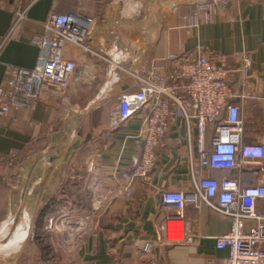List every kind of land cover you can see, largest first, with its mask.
<instances>
[{
    "label": "crops",
    "instance_id": "crops-1",
    "mask_svg": "<svg viewBox=\"0 0 264 264\" xmlns=\"http://www.w3.org/2000/svg\"><path fill=\"white\" fill-rule=\"evenodd\" d=\"M164 1H173L171 6L176 9L144 15L139 9L132 13L127 0H86L82 4L61 0L57 5L54 0H0V86L6 81L7 67H35L39 50L32 40L42 34L50 13L75 11L96 18L92 41L100 45L98 48L102 39L110 43L107 25L116 23L123 32H117L120 47H126L124 36L136 39L140 58L149 68L153 61L166 64L164 60L171 53H249L253 62L251 97L238 102L245 123L243 141L264 145V0H228L226 10L213 24L198 28H191L188 0ZM20 10H26V17L15 27ZM73 57L83 66V55L75 52ZM236 64L232 62L234 67ZM117 77L120 83L115 82ZM239 78L235 77V89H239ZM126 80L122 70L97 60L79 73L69 102L62 98L44 100L34 110L12 111L6 118L0 117V154L19 153L15 166L0 173V223L22 210L35 216L37 227L51 200L59 204L56 214L67 220L58 229L69 233L77 227L79 216L87 218L81 233L68 234L66 239L54 234L50 243L56 255L51 258H43L34 241L3 264H226L229 252L218 250L215 239L230 230L229 220L205 205L196 208L192 203L185 206L184 219L193 242L157 246L147 255L137 251L140 241L162 239L161 223L168 213L175 212L173 206L161 202L162 191L189 192L192 181L185 142L171 131L166 147L157 150L156 166L148 180L143 186L135 184L131 197L122 195L121 185L131 180L142 152L139 132L143 116L131 120L118 133L109 129L110 111L118 94L127 89ZM221 175L215 172V176ZM240 180L245 187L254 183L249 170ZM97 196L106 198L100 210L91 204ZM31 199L35 207L27 205ZM257 207L263 209L264 201ZM6 222L0 230L12 227Z\"/></svg>",
    "mask_w": 264,
    "mask_h": 264
},
{
    "label": "built area",
    "instance_id": "built-area-1",
    "mask_svg": "<svg viewBox=\"0 0 264 264\" xmlns=\"http://www.w3.org/2000/svg\"><path fill=\"white\" fill-rule=\"evenodd\" d=\"M60 1L54 0L55 5ZM72 1L82 4L86 0ZM127 3L132 13H138L139 1ZM227 6L228 0H188L191 28L213 24ZM25 17L26 10L17 12L15 27ZM96 24V18L79 12L62 14L53 10L42 34L32 40L39 50L35 67L6 69V81L0 86V117L6 118L12 111L34 110L44 100L62 98L69 102L79 73L97 60L108 62L115 70H122L127 79V89L118 94L110 111V131L118 133L131 120L143 116L139 132L142 152L131 180L121 185L122 195L131 197L134 185L143 186L148 180L156 166L157 150L166 147L171 131L183 138L191 166L189 192L161 193V202L175 208L161 223L162 239L140 241L137 251L147 255L157 246H186L193 242L184 219L185 206L192 203L196 208L205 205L229 220L230 230L215 239L218 250L229 252L226 264H264V208L257 207L259 201H264V145L243 141L245 123L238 104L251 97L250 54L171 53L164 60L168 67L153 61L149 68L137 49L120 47L118 33L122 29L114 22L107 25L110 43L102 39L103 49L93 44ZM75 52L84 56L83 66L73 57ZM237 76L239 89L234 87ZM115 82L120 83V78ZM18 160V152L0 154V173L14 167ZM246 170L254 178L248 187L242 186L240 180ZM215 172L222 175L217 177ZM95 198L93 209L100 210L106 198ZM86 219L78 220L77 225L84 228Z\"/></svg>",
    "mask_w": 264,
    "mask_h": 264
},
{
    "label": "rangeland",
    "instance_id": "rangeland-1",
    "mask_svg": "<svg viewBox=\"0 0 264 264\" xmlns=\"http://www.w3.org/2000/svg\"><path fill=\"white\" fill-rule=\"evenodd\" d=\"M139 10L144 12V15H146L147 12L153 13H158L159 11H173L175 10V6H171L173 1H164V0H139ZM143 16V15H142ZM143 19V18H142ZM157 26L160 24H153V26ZM123 39H126V47L129 48V50H134L136 49L137 45L139 44L136 39H131L130 37L124 36ZM120 45V43H119ZM121 46V45H120ZM123 46V45H122ZM28 206L35 207V200L31 199V201L27 202ZM96 203V198L93 197L91 199V204L93 205ZM20 206V205H19ZM60 217H64V215L58 216L56 215H51L48 216L47 219L45 220L46 222L44 223V231L42 232L43 235L47 236V242L50 243V239L54 238V234H61L63 238H68V234L74 235L75 233L78 234L79 232H82V229L79 225L72 231H62L61 228L62 223L67 221L66 219H62ZM67 218V217H65ZM83 217L79 216L75 222L78 220H81ZM10 220V221H8ZM8 220L5 222L8 224H12V227L10 225V229L7 231L0 230V264H3L4 260H7L10 256L12 257H17L20 254L24 252L26 249L25 246L29 242H34L35 237L37 234V227L34 225L35 223V216L30 215V214H25L24 212L22 213V210L19 211L17 214H14L11 216ZM51 220H53V225L51 226ZM5 222H1L0 225H2ZM28 223V225L26 224ZM26 224V225H25ZM22 225V226H20ZM20 226V227H19ZM29 229H28V227ZM80 227V228H79ZM18 228V230H17ZM81 230V231H80ZM75 231V232H73ZM65 238V239H66ZM25 243V244H24ZM24 244V245H23ZM28 245V244H27ZM67 246H64L63 249L67 250ZM56 255L53 251L48 252V256L52 257Z\"/></svg>",
    "mask_w": 264,
    "mask_h": 264
},
{
    "label": "trees",
    "instance_id": "trees-1",
    "mask_svg": "<svg viewBox=\"0 0 264 264\" xmlns=\"http://www.w3.org/2000/svg\"><path fill=\"white\" fill-rule=\"evenodd\" d=\"M63 202V201H62ZM58 203L55 200H51L45 207L43 214L39 217L37 224V234L35 237V241L38 243V247L40 250V254L43 258H51L48 256V252L53 251L51 243L47 242V236L43 235L44 231V223L48 216L55 215L59 210Z\"/></svg>",
    "mask_w": 264,
    "mask_h": 264
},
{
    "label": "bare ground",
    "instance_id": "bare-ground-1",
    "mask_svg": "<svg viewBox=\"0 0 264 264\" xmlns=\"http://www.w3.org/2000/svg\"><path fill=\"white\" fill-rule=\"evenodd\" d=\"M180 4V3H179Z\"/></svg>",
    "mask_w": 264,
    "mask_h": 264
}]
</instances>
